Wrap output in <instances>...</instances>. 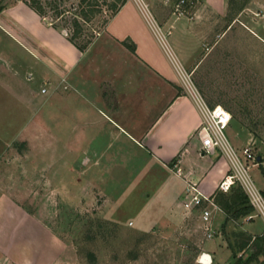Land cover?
Returning <instances> with one entry per match:
<instances>
[{
  "label": "crops",
  "instance_id": "obj_1",
  "mask_svg": "<svg viewBox=\"0 0 264 264\" xmlns=\"http://www.w3.org/2000/svg\"><path fill=\"white\" fill-rule=\"evenodd\" d=\"M27 1L0 0L4 6L0 82L5 80L1 67L18 73L19 61L11 59L9 52L30 54L44 84L49 85L46 92L41 91L46 95L40 106V94L32 87L26 95L14 90L10 95L23 100L34 114H40L44 104L49 105L48 112L60 110L62 141L54 134V122L42 116L11 138L3 133L6 127L0 126V264H67L70 248L53 229L49 213L55 209L48 197L54 194L55 180L65 174L78 175L80 187L88 180L125 178L129 164L140 161L177 176L171 165L177 163L188 179L214 195L230 169L229 160L220 151L211 160L202 153L196 135L201 109L137 3L127 0L81 50L68 33L46 21ZM197 1L200 6L191 19L168 14L157 20L192 76L201 61L196 41L206 33L199 31L203 18L230 12V0ZM2 35L11 44L2 43ZM29 75L34 77L32 72ZM11 88L4 85L5 90ZM57 147L62 150L58 155ZM213 172L212 184L208 179ZM263 177L260 174L262 190ZM167 178L165 189L175 193L176 184ZM179 178L184 189L185 182ZM214 213L222 214L225 221L221 208ZM246 228L260 235L264 230L256 220ZM203 250L212 252L216 261L213 251Z\"/></svg>",
  "mask_w": 264,
  "mask_h": 264
},
{
  "label": "rangeland",
  "instance_id": "obj_2",
  "mask_svg": "<svg viewBox=\"0 0 264 264\" xmlns=\"http://www.w3.org/2000/svg\"><path fill=\"white\" fill-rule=\"evenodd\" d=\"M40 1L45 11L41 15L68 35L76 28L75 20L82 23V31L75 38L80 45L93 41L105 29L114 13L111 4L116 2L97 0L92 7L99 11L84 21L80 14L81 0ZM159 1L162 4H152L159 22L160 17L168 14L191 19L200 6L194 0V5H185V13L178 16L172 3ZM230 2V12L224 16L203 18L199 31L206 33L197 37L201 61L193 80L209 105H221L231 112L232 120L226 129L231 143L239 150L250 145L264 157V0ZM3 39L2 35V43L11 44ZM17 53L18 56L14 52L9 55L19 61L18 73L1 67L6 82H0V126L7 129L3 133L14 137L21 128L29 127L42 116L54 122V134L61 140L62 113L57 107L54 109L57 112H48L49 105L44 104L40 114H34L23 100L11 97L13 90L26 95L32 87L40 94V106L46 95L42 88L49 87L37 71L33 57L27 52ZM4 85H11L12 90H5ZM56 151L60 154L61 147ZM219 155L220 152L206 158L211 160ZM11 159L15 160V156ZM152 164L135 162L129 164L130 173L125 178L95 180V184L88 180L87 185L80 187L74 173L55 180L54 194L48 196L55 210L49 214L53 229L69 245L67 264H196L203 249L216 254V264H233L243 252L253 256L249 264H264V254H254V242L243 250L238 248V243L246 238L243 234L252 238L260 235L250 233L246 227L256 220L257 227L264 229L262 218H249L248 214L231 219L225 226L222 214L214 213L217 233L213 239H207L200 215L184 207L186 193L179 183L181 179ZM250 172L262 188L263 165L252 167ZM167 177L176 184L175 193L165 189ZM215 177L213 172L208 180L213 184ZM81 190L84 194L79 193Z\"/></svg>",
  "mask_w": 264,
  "mask_h": 264
},
{
  "label": "built area",
  "instance_id": "obj_3",
  "mask_svg": "<svg viewBox=\"0 0 264 264\" xmlns=\"http://www.w3.org/2000/svg\"><path fill=\"white\" fill-rule=\"evenodd\" d=\"M134 1L166 50L184 85L194 96L201 109L202 120L196 130V135L201 142L202 153L213 155L220 151L229 160L230 169L220 180L218 190L229 192L233 185H240L247 193L254 208L249 218L260 217L264 221V193L250 172L254 166L260 167L263 165L264 167L263 155L255 153L250 145L239 150L231 143L226 133V129L232 120L231 112L221 105L211 106L206 102L193 80L192 73L187 71L178 55L172 49L168 34L162 29L152 11L151 0ZM163 2L172 3L178 16L185 13V5L192 7L195 3L194 0H163ZM46 91V88H42V92ZM258 156H261V160H258ZM173 169L175 174L185 182V209L197 212L200 215L207 239H213L217 233L213 223V215L215 210L220 209L214 200V195L206 194L198 182L188 179L182 167L177 163L174 164ZM196 264H216L215 257L212 252L203 250L197 256Z\"/></svg>",
  "mask_w": 264,
  "mask_h": 264
},
{
  "label": "trees",
  "instance_id": "obj_4",
  "mask_svg": "<svg viewBox=\"0 0 264 264\" xmlns=\"http://www.w3.org/2000/svg\"><path fill=\"white\" fill-rule=\"evenodd\" d=\"M27 1V0H26ZM97 0H81V10L80 14L84 21H88L93 14H95L97 9L93 8L92 6L96 5ZM116 2L111 4V8L113 10V15L120 9V7L127 1V0H115ZM29 5L40 15L45 12L44 6L40 0H31L27 1ZM88 6V8L86 7ZM230 8L232 7V2H229ZM4 8V6L0 5V11ZM42 16V15H41ZM55 26V25H54ZM57 27V26H55ZM75 29L72 35H69V38L72 42H74L81 50H84L89 46L92 41L87 42L84 45H80L75 41V38L79 36L82 31V23L79 20H75ZM131 49L135 50L134 46H131ZM264 193V189H263ZM214 200L218 204V206L223 210L226 214L225 221L223 224L226 226L227 223L231 219H237L242 216L251 214L254 211L253 206L250 203L249 197L244 189L240 185H233L229 192H222L217 190L214 193ZM245 239L241 240L238 243V248L243 250L246 246L250 243L255 244L256 252L254 254H264V234L260 236L253 237L249 234H243ZM252 255H247L245 252L241 253L233 264H249L252 260Z\"/></svg>",
  "mask_w": 264,
  "mask_h": 264
},
{
  "label": "water",
  "instance_id": "obj_5",
  "mask_svg": "<svg viewBox=\"0 0 264 264\" xmlns=\"http://www.w3.org/2000/svg\"><path fill=\"white\" fill-rule=\"evenodd\" d=\"M258 160H261V156H258Z\"/></svg>",
  "mask_w": 264,
  "mask_h": 264
}]
</instances>
